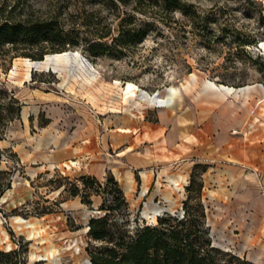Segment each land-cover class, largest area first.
<instances>
[{"label": "rangeland", "instance_id": "1", "mask_svg": "<svg viewBox=\"0 0 264 264\" xmlns=\"http://www.w3.org/2000/svg\"><path fill=\"white\" fill-rule=\"evenodd\" d=\"M186 1L193 5L201 23L190 24L176 12V22L169 25L157 22L149 29H121L117 13L106 0H0V24H48L60 35L53 41L7 45L0 51V133L15 114L6 106L14 95L34 107L37 94L46 97L50 93L109 114L127 110L129 99L140 101L143 92L165 95L170 89L194 85L193 81L198 86L214 83L234 89L258 86V92L247 98L229 96L227 107H241L245 122L259 117L263 124L264 51L260 44L264 42V18L259 11L261 8L264 16V0ZM132 9L122 6L128 13ZM131 13L137 14L136 21L146 18ZM121 31L130 32V36L117 43L114 39ZM64 52L78 54L87 68L71 60L57 69L31 68L27 79L24 60L37 62ZM129 84L135 87L127 88ZM145 107L142 114L132 113L143 118L154 106ZM63 166L26 169L11 154L0 155V169L5 173L0 197V251H16L19 264H88L91 252L104 245L89 237V224L100 216L97 212L102 206L112 205L115 196L109 192L115 190L114 184L107 178L101 185L94 183L85 189L78 180L80 166L71 171ZM207 167L196 170L190 208L197 201L204 205L214 247L253 264H264V174L253 191L256 204L248 208L236 200L228 204L211 199L212 192L225 190L217 189L212 177L206 179L205 187L204 178L210 172ZM187 176L184 171L170 179L179 185L180 193L170 183L160 181L158 185L167 186L155 200L149 194L142 196L140 188L127 191L126 204L110 216V225L126 224L133 231L157 225L165 213L182 218L179 213L186 211V187L191 181ZM200 184L203 189L198 195Z\"/></svg>", "mask_w": 264, "mask_h": 264}, {"label": "crops", "instance_id": "2", "mask_svg": "<svg viewBox=\"0 0 264 264\" xmlns=\"http://www.w3.org/2000/svg\"><path fill=\"white\" fill-rule=\"evenodd\" d=\"M193 83L168 90L163 107L131 98L127 110L109 114L50 93L37 94L34 107L14 95L11 105L20 112L0 133V155L11 154L26 169L61 164L71 171L80 161L81 175L99 181L111 176L125 197L136 187L154 200L167 186L160 181L180 193L171 177L185 171L191 179L196 167L209 166L205 187L212 177L225 190L212 192L211 199L254 208L253 191L264 174V123L259 117L245 122L242 108L227 102L229 96L239 100L257 93L258 86L233 88L229 95L210 83ZM146 105L154 107L145 117L132 113L142 114Z\"/></svg>", "mask_w": 264, "mask_h": 264}, {"label": "trees", "instance_id": "3", "mask_svg": "<svg viewBox=\"0 0 264 264\" xmlns=\"http://www.w3.org/2000/svg\"><path fill=\"white\" fill-rule=\"evenodd\" d=\"M106 2L110 9L117 13L116 18L121 29L130 26L149 29L157 22L169 25L176 22L173 21L176 12L186 17L190 24L202 22L193 11V5L186 0H106ZM122 6H133L131 12L140 13L146 18L136 21L137 14L122 11ZM259 12L260 17L264 18L261 8ZM123 13H125L124 17H122ZM125 36H130V32L121 31L114 41L120 43ZM55 39H60V35L48 24L32 26L0 24V51L7 45L13 47L18 44L36 45ZM13 100L10 99L6 106L10 110H15L17 115L20 107L11 105L16 104ZM198 168L200 166L194 169L190 184L186 187L189 197L184 201L186 211L182 218L165 213L158 218L157 225L139 226L133 231L127 229L126 224L110 225L109 223L110 216L121 210L122 205L126 204V199L122 189H118V182L108 176L109 182L115 186V190L109 194L115 197L111 201L112 205L102 206L99 209L101 215L90 221L89 237L104 243L91 252L92 264H253L245 258L214 247L209 235V227L206 226L204 205L197 201L195 207L190 208L192 201L190 194L196 185ZM4 174L0 169V197L4 193L1 190ZM78 180L83 182L85 189L90 188L94 183L101 185L99 180L84 175ZM7 188H10L9 185ZM202 189L203 185L200 184L198 195L199 193L201 195ZM17 257L16 251L8 253L0 251V264H19Z\"/></svg>", "mask_w": 264, "mask_h": 264}, {"label": "bare ground", "instance_id": "4", "mask_svg": "<svg viewBox=\"0 0 264 264\" xmlns=\"http://www.w3.org/2000/svg\"><path fill=\"white\" fill-rule=\"evenodd\" d=\"M260 48H261L260 49L261 51H264V42H261ZM71 60H76L79 62V64L81 66L87 68V65L84 63L83 60L79 59V56L76 53L73 55H72V53L70 54L67 52L55 54V55L47 56L44 60L37 61V62L31 61V60H24L25 64L28 67L27 79L30 77V69L31 68H37V69L53 68V69H57V68L61 67L63 65V63H68ZM209 86L214 87V88H218V89H223L225 91V93H227L229 95L233 94L235 92L233 88H229V87H225V86H217L214 83H210ZM130 87H135V86L129 84L127 88H130ZM166 93H165V95H162L161 93L157 92L154 95H150L146 92H143L141 94L140 101L143 103L151 104V105H154L155 107H158L159 105H163L166 103V101H165Z\"/></svg>", "mask_w": 264, "mask_h": 264}, {"label": "built area", "instance_id": "5", "mask_svg": "<svg viewBox=\"0 0 264 264\" xmlns=\"http://www.w3.org/2000/svg\"><path fill=\"white\" fill-rule=\"evenodd\" d=\"M164 105V104H163ZM163 105H159L158 107H163ZM2 158L5 160V161H7L8 160V157L7 156H2ZM76 164H77V168L79 169V167L78 166H80L81 167V163L79 162V161H74ZM58 169H59V166H56ZM55 168V167H54ZM64 168L65 169H67V167L64 165ZM77 168H73V169H77ZM68 170V169H67ZM63 173V172H62ZM63 174H65V173H63ZM97 214H99V215H101V212H97ZM179 215L181 216V217H183L184 216V212L183 211H181L180 213H179ZM89 264H91V263H89Z\"/></svg>", "mask_w": 264, "mask_h": 264}, {"label": "water", "instance_id": "6", "mask_svg": "<svg viewBox=\"0 0 264 264\" xmlns=\"http://www.w3.org/2000/svg\"><path fill=\"white\" fill-rule=\"evenodd\" d=\"M92 213V215L95 213L96 214V212H91ZM89 223V222H88ZM91 263V262H90Z\"/></svg>", "mask_w": 264, "mask_h": 264}]
</instances>
